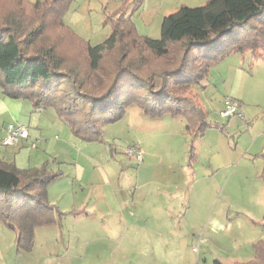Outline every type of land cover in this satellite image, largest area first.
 <instances>
[{
  "label": "trees",
  "instance_id": "trees-1",
  "mask_svg": "<svg viewBox=\"0 0 264 264\" xmlns=\"http://www.w3.org/2000/svg\"><path fill=\"white\" fill-rule=\"evenodd\" d=\"M71 1L13 0L1 9L0 87L8 96L28 99L35 110L53 108L84 140L101 139L102 112L109 113L105 120L115 122L136 105L148 117H184L193 142L204 135L210 120L186 88L201 83L209 66L227 52L250 51L264 61V0L181 4L164 15L159 37L140 34L134 26L132 13L144 0H119L105 12L112 31L97 44L64 21ZM237 26L246 28L228 45L217 44ZM55 30L59 38H50ZM68 37L80 45V52L62 51L61 41ZM172 46L176 57L165 61ZM106 50L113 52L112 65L102 76L96 72ZM153 59L163 61L153 65ZM62 174L51 160L20 167L0 156V219L16 231L19 249H32L38 226L60 222L68 213H85L63 212L50 201L48 186ZM261 177L264 183V165ZM214 264L225 263L216 258ZM235 264H264V238L254 243L253 259Z\"/></svg>",
  "mask_w": 264,
  "mask_h": 264
},
{
  "label": "rangeland",
  "instance_id": "rangeland-1",
  "mask_svg": "<svg viewBox=\"0 0 264 264\" xmlns=\"http://www.w3.org/2000/svg\"><path fill=\"white\" fill-rule=\"evenodd\" d=\"M205 1L144 0L140 8L132 13V21L138 33L159 37L164 15L174 11L181 4L199 5ZM119 3V0L118 2L116 0H72L63 18L66 23L75 25L84 38L94 44L100 43L112 31L111 25L105 22V12L115 9ZM13 4V0H0V14L3 13L1 9ZM35 14V16L40 14L39 10H36ZM245 28V26L235 27L217 44L228 45ZM48 36L54 39L59 38L56 30L50 31ZM65 41H61L62 51L68 49L70 54L80 52V45L77 42L71 40L70 37ZM175 48V46L170 48L165 55V61H173L176 57ZM112 54L111 50L105 51L106 60L96 74L104 76L109 72L112 65ZM152 61L153 65H157L163 59ZM185 92L192 93L195 99L204 105L210 120V125L205 130L203 138L195 141V144L192 142L193 137L188 133L181 135V132L179 134L175 132L173 134L178 135H173L172 132H168L161 126L159 121L161 117L147 116L150 120L147 126L129 127L122 122V118L115 122L105 120L109 117V113L102 112L103 135L100 140H84L71 130L75 137L71 149L74 157L79 156L78 165L83 171L82 177L76 179L73 175L76 171L66 175L70 167L75 166V162L69 163L68 159L65 161L61 158L55 159V156L51 155L50 160L56 165L53 169L66 172L63 171L61 176L49 184L50 201L60 206L59 202L72 200L76 191L80 198L85 192L86 198L92 202L94 198L88 188L91 187L89 181L93 179L94 190L103 192V197H101L103 202H100L101 206H99L101 208L104 205H114L116 202L123 205L125 198L130 196L125 186L123 187L122 181L126 180L132 169L139 167L136 159L126 151L129 147L137 146L134 144V137H145L153 144L160 143L162 146L159 149L160 153H165L167 156V159L165 158L167 162L163 163L168 164V161H171L170 165L178 175L184 174L187 168H190V172L192 168H195L197 175L200 173V165L195 158L198 156L197 149L201 146L206 151L213 149V151L220 152L227 163V167L211 177L209 185L202 184L207 179L201 173L199 174L200 178L195 188L188 192L190 203H193L189 215L166 225L164 231H168V226H171L176 227L177 230L182 228L184 234V238L178 242L179 245L171 242L173 240L167 238L165 233L160 237V244L165 248L170 245V251L174 253L170 259L164 256L160 248L156 256L145 255L148 251H143L144 254L129 253L130 249L126 247L127 243L121 236L116 238L108 236V231L115 225V220L98 215L95 223L99 238L94 239L88 247L82 246L80 258H76L78 261H83V264L92 262L93 264H184L187 261L190 264H214V260L218 258L225 264H235L236 261L247 262L254 258V243L264 238V183L261 177L264 148V132H262L264 131V119H262L264 114V61L255 58L250 51L227 52L209 66L207 75L201 83L194 85L193 90L186 88ZM228 96L241 104L243 116L239 114L229 117L221 115V104ZM50 111L55 112L53 108ZM260 131L262 133L255 141L254 136ZM169 134L172 138L164 142V137ZM185 139L187 143H184ZM252 140L255 143L250 146ZM175 141L177 145H174ZM152 147L154 149L156 145ZM247 147L251 149L245 152ZM180 153L181 159H174ZM158 161L162 159L155 158V162L158 163ZM103 169H111L110 171L115 175L105 180L102 176ZM187 186L190 189L192 184L188 182ZM204 186L206 188H203ZM185 189L184 187L177 194L178 198L181 197V192L187 191ZM205 189V208L201 209L198 206L200 203L198 200L202 198L201 194ZM63 221L64 218L60 222L45 226L58 227L57 224ZM67 229L65 224L66 232ZM78 230L83 233L81 227ZM67 236L69 237L68 233ZM174 237L176 238L175 235ZM176 240L177 238L174 239ZM30 252V250L18 248L16 231L0 219V261L4 264H48L46 257L32 259L34 255Z\"/></svg>",
  "mask_w": 264,
  "mask_h": 264
},
{
  "label": "crops",
  "instance_id": "crops-1",
  "mask_svg": "<svg viewBox=\"0 0 264 264\" xmlns=\"http://www.w3.org/2000/svg\"><path fill=\"white\" fill-rule=\"evenodd\" d=\"M116 1L118 2V0ZM71 26L83 36L81 31H77L78 29L75 25L71 24ZM108 35L109 33L106 37ZM223 103L221 104V109L223 108ZM50 110L51 108L35 110L28 99L8 96L4 94L3 89L0 87V156L8 162H15L20 167H26L40 165L44 161L50 160L52 158L51 155H54L55 159L61 158L64 161L68 159L70 160L69 163L75 162V166L70 167L72 171L69 169V173H67L63 170L66 175L76 171L75 174L73 173L76 179L82 177L83 171L79 169L78 165L79 156L74 157L71 149L72 142L75 141L74 134L67 123ZM238 114L240 116L244 115L242 108H240ZM262 116V119H264V114ZM122 119V122L129 127H143L150 123L149 118L136 105L130 106ZM159 121L161 126L167 129L168 132H172L171 134L175 132L179 134L181 132V135H186L187 133V122L184 117H174L166 114L161 116ZM9 122L26 124L29 127L28 137L12 145L3 144L2 138L6 133V127ZM262 132L256 133L254 136L255 141ZM169 136L170 134L164 137V142L170 141L172 137ZM203 136L196 137L193 140V144L198 139H202ZM134 138V144L143 152V160L141 162L136 160L139 163V167L132 169L126 180L123 179L122 181L123 187L125 186L128 193H130L129 198H125L123 205L116 202L114 205H104L101 208L99 206H101L100 202H103L101 199L103 192L95 191L93 179L90 180L91 187L88 190L94 198L92 202H90L89 198H86L85 192L81 194L82 198H80L79 193L76 191L72 200L63 201V203L59 202V207L63 212L68 213L72 210L82 209L85 213H68L67 217H64L63 223L57 224L58 227L38 226L35 230L33 247L30 250V253L34 255L32 259L36 260L46 257L48 264H83V261H78L76 258H80L82 246L88 247L94 239L99 238L98 233H96L98 230L97 224L95 223L98 215L115 220V225L109 229L108 236L115 238L121 236L127 243L126 247L130 249L128 250L129 253L144 254L143 251H148L145 255L156 256V252L160 248L165 257L170 259V257L174 256V253L170 251V245L165 248V246L163 247L160 244V237L165 233V236H168L167 238L173 240L171 242L179 245L178 242L184 238V234L182 228L177 230L176 227L171 226H168V231H164L166 225L189 215V211L193 208V203H190L188 192L191 189L193 191L195 188L200 178L199 174L201 173L207 179L202 184L205 186L209 185L211 177L216 176L219 171L227 167V163L220 152L213 151V149L206 151L201 146V148L197 149L198 156L195 158L200 165V173L197 175L195 168H192V172H190V168H187L184 174L178 175L172 169L171 161H168V164L163 163L167 162V156L165 153H160L159 149L162 147L160 143L153 144V142H148L145 137ZM255 141L252 140L250 146ZM176 143L177 141H175L174 145H177ZM184 143H187L186 139ZM152 145H156V147L153 149ZM250 149L247 147L245 152ZM180 155L181 153L174 159H181ZM185 155L187 158L186 152ZM157 157L161 158L162 161L156 163L155 158ZM52 164L53 162L51 161V166L56 167L55 163ZM189 166L192 167V165ZM103 170L102 176L105 180H109L115 175L110 171L111 169ZM120 180L121 177L119 178ZM188 182L192 184L190 189L187 186ZM205 186L203 188H206ZM184 187L187 191L185 193L181 192V197L178 198L177 194ZM205 193L206 189L201 194L202 198L198 200L201 204L197 202L201 209L205 208ZM65 224L68 228L67 232L64 230ZM80 227L83 229V233L78 230ZM174 235L177 238L176 241H174L176 239ZM176 254H179L178 251ZM0 264H4V262L0 261ZM184 264L190 263L187 261Z\"/></svg>",
  "mask_w": 264,
  "mask_h": 264
},
{
  "label": "built area",
  "instance_id": "built-area-1",
  "mask_svg": "<svg viewBox=\"0 0 264 264\" xmlns=\"http://www.w3.org/2000/svg\"><path fill=\"white\" fill-rule=\"evenodd\" d=\"M240 111V103L232 98L226 97L224 99L223 108L221 109V115L231 116L238 114ZM29 135V127L26 124L18 122H9L6 127V133L2 138L3 144L12 145L17 143L19 140L27 138ZM127 153L134 157L138 162L143 160V152L138 146L129 147Z\"/></svg>",
  "mask_w": 264,
  "mask_h": 264
}]
</instances>
